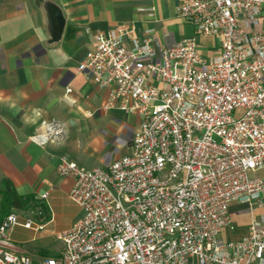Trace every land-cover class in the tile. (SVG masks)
<instances>
[{
    "label": "built area",
    "instance_id": "obj_1",
    "mask_svg": "<svg viewBox=\"0 0 264 264\" xmlns=\"http://www.w3.org/2000/svg\"><path fill=\"white\" fill-rule=\"evenodd\" d=\"M175 12L195 36L155 58L148 38L125 46L130 27L95 33L76 70L109 87L103 110L139 117L131 152L94 168L61 158L81 216L56 235L60 254L34 263L12 241L17 226H45L36 207L0 221V264H264V227L223 237L236 231L230 204L264 195V0H181ZM197 37L217 39L218 56ZM42 129L39 145L65 137L59 121Z\"/></svg>",
    "mask_w": 264,
    "mask_h": 264
},
{
    "label": "crops",
    "instance_id": "obj_2",
    "mask_svg": "<svg viewBox=\"0 0 264 264\" xmlns=\"http://www.w3.org/2000/svg\"><path fill=\"white\" fill-rule=\"evenodd\" d=\"M180 1L0 0V187L8 180L18 196L44 204L47 215L60 212L72 186L70 178L56 172L61 158L94 168L130 154L139 117L103 110L109 87L76 69L94 49L97 32L130 27L125 46L134 49L148 38L154 58L164 47L194 37L193 26L176 15ZM53 10L63 22L56 40ZM202 38H211L215 47L203 49ZM196 40L204 57L218 56L217 39ZM51 121L64 124L65 137L45 145L34 142ZM229 212L236 231L223 237L238 240L252 223L264 227V195L259 202H233ZM2 214L0 196V221ZM80 216L78 211L75 221Z\"/></svg>",
    "mask_w": 264,
    "mask_h": 264
},
{
    "label": "rangeland",
    "instance_id": "obj_3",
    "mask_svg": "<svg viewBox=\"0 0 264 264\" xmlns=\"http://www.w3.org/2000/svg\"><path fill=\"white\" fill-rule=\"evenodd\" d=\"M201 46L203 49H211L215 47V43L211 38H202ZM233 117L237 119L239 114L234 113ZM36 207H41L43 210V223H46L47 219H50V221L37 231L27 230L18 226L19 228H17L16 233L11 235L12 241L19 249L18 251L21 254L29 256L34 263L40 262L46 257H57L60 254L62 244L56 240V235L71 227L75 222L74 215L80 211V208L69 199L63 211L55 213L50 210L48 215L44 209L46 206L36 201L29 203L19 210L11 209L2 215L6 216L9 213H15L22 222L26 218L32 217L33 213H36ZM34 219L36 221L39 220L38 217H34Z\"/></svg>",
    "mask_w": 264,
    "mask_h": 264
},
{
    "label": "trees",
    "instance_id": "obj_4",
    "mask_svg": "<svg viewBox=\"0 0 264 264\" xmlns=\"http://www.w3.org/2000/svg\"><path fill=\"white\" fill-rule=\"evenodd\" d=\"M1 206L3 213L11 209H22L29 203L33 202V197H20L16 194L10 181L3 179L0 187ZM50 219H47V222Z\"/></svg>",
    "mask_w": 264,
    "mask_h": 264
},
{
    "label": "water",
    "instance_id": "obj_5",
    "mask_svg": "<svg viewBox=\"0 0 264 264\" xmlns=\"http://www.w3.org/2000/svg\"><path fill=\"white\" fill-rule=\"evenodd\" d=\"M53 19H52V26H53V38L56 40V38L60 35L61 30H62V18L60 16V13L58 10H53Z\"/></svg>",
    "mask_w": 264,
    "mask_h": 264
}]
</instances>
